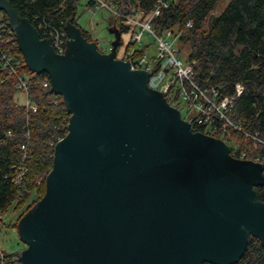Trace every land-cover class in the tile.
I'll use <instances>...</instances> for the list:
<instances>
[{
	"label": "water",
	"instance_id": "obj_1",
	"mask_svg": "<svg viewBox=\"0 0 264 264\" xmlns=\"http://www.w3.org/2000/svg\"><path fill=\"white\" fill-rule=\"evenodd\" d=\"M27 66L63 95L68 134L54 149L46 193L19 220L22 264H233L249 237L264 245V164L194 131L149 72L69 21L59 54L0 0Z\"/></svg>",
	"mask_w": 264,
	"mask_h": 264
},
{
	"label": "trees",
	"instance_id": "obj_2",
	"mask_svg": "<svg viewBox=\"0 0 264 264\" xmlns=\"http://www.w3.org/2000/svg\"><path fill=\"white\" fill-rule=\"evenodd\" d=\"M8 1L20 16L38 28L42 38L51 31L67 32L69 21L81 27L77 21L79 0ZM110 1L119 13L142 19L151 16L157 2ZM220 1L173 0L152 18L151 26L158 34L168 29L179 34L176 44L186 60L195 61V78L202 87L214 86L222 97L233 94L236 83L243 85L242 94L228 114L245 131L264 140V0H230L220 14L213 15ZM89 5L94 7V0ZM0 13V215H3L14 201L19 200L20 204L32 199L31 208L44 196L46 179L53 168L55 145L68 134L71 114L63 95L51 92L49 74L37 73L27 66L6 12L0 10ZM112 16L121 33L130 29V23L124 18L113 13ZM190 19L193 26L186 27ZM81 29L92 41L90 33ZM132 44L136 42L132 40L127 51ZM3 52H9L18 61L16 74L4 67ZM145 52L144 46L135 55L141 57ZM21 76L28 82L29 99L37 111L16 99ZM231 133L240 149L246 151V158L264 159V144L233 128ZM21 167L24 175L18 183ZM38 181L43 183L41 188ZM256 191L258 199L264 202V184L257 186ZM20 253L0 250V264H22ZM233 264H264L261 240L251 235L245 253Z\"/></svg>",
	"mask_w": 264,
	"mask_h": 264
},
{
	"label": "built area",
	"instance_id": "obj_3",
	"mask_svg": "<svg viewBox=\"0 0 264 264\" xmlns=\"http://www.w3.org/2000/svg\"><path fill=\"white\" fill-rule=\"evenodd\" d=\"M172 1L157 0L153 13L145 19L140 16H125L119 13L110 0H94V8L108 9L111 13L134 24L138 31L133 33L132 40L136 43L141 44L146 33L153 36L158 45V53L155 56L149 58L145 52L143 56L137 57L135 55L137 49H134L126 51L122 57H118L117 52V57L127 61L132 70L148 71L149 87L162 92L170 105L179 109V104L184 103L187 114L183 116L181 113V116L191 124L194 131H201L224 141L230 148L232 156L248 159L246 158V151L241 150L240 146L232 139L231 128L251 137L257 143L264 144V140L257 134L245 131L241 125L234 123L228 114L233 108L235 100L242 94L243 85L240 82L236 83L235 92L222 97H220V91L216 87H202L195 78V61L186 60L176 44L179 34L170 29L158 34L151 26L152 18L159 15L161 10L168 7ZM192 26L193 21L190 19L186 22V27ZM48 34L45 38L50 39L55 51L59 54L65 53L69 39L67 32L51 31ZM101 52L105 53V50ZM2 58L4 67L10 73L16 74L18 61H15L9 52H3ZM18 89L25 91L27 95L26 105L31 106L33 111H37V107L29 99L28 82L22 76L19 78ZM253 160L264 164V159L261 156H256ZM23 175L24 170L21 167L17 174L18 183L22 180Z\"/></svg>",
	"mask_w": 264,
	"mask_h": 264
},
{
	"label": "rangeland",
	"instance_id": "obj_4",
	"mask_svg": "<svg viewBox=\"0 0 264 264\" xmlns=\"http://www.w3.org/2000/svg\"><path fill=\"white\" fill-rule=\"evenodd\" d=\"M90 0H79L77 7V21L80 26L90 33L92 41H96L99 45V50H105V53L110 52L112 42L115 40V35L110 31V27L118 29L119 26L113 19L112 13L108 9H96L89 5ZM230 0H221L216 8L213 10V15L220 14L227 6ZM2 14L0 13V20ZM127 23H130L127 21ZM138 31V28L134 24L130 23V29L123 32L121 35L122 43L118 47V57H122L127 51L128 44L132 41L133 33ZM146 47L147 57L151 58L158 53V45L155 38L146 33L144 40L141 44L130 45L129 51L134 49H141ZM16 99L20 104L27 103V95L25 91L19 90L16 94ZM179 109L183 116L187 114V108L184 103L179 104ZM235 142V141H234ZM236 143V142H235ZM238 144V143H237ZM239 145V144H238ZM255 147V146H254ZM253 160V159H251ZM40 188L42 187V181H38ZM41 192H38L37 196H40ZM32 199H28L19 204V200L14 201L8 210L3 214L0 219V250L7 253L21 252L26 245L21 241L17 226L19 218L30 208L32 205Z\"/></svg>",
	"mask_w": 264,
	"mask_h": 264
}]
</instances>
